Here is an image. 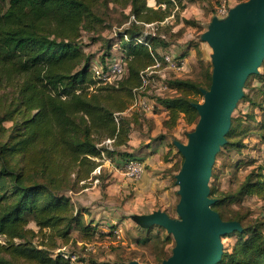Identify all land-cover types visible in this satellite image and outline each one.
Here are the masks:
<instances>
[{
  "label": "trees",
  "instance_id": "trees-1",
  "mask_svg": "<svg viewBox=\"0 0 264 264\" xmlns=\"http://www.w3.org/2000/svg\"><path fill=\"white\" fill-rule=\"evenodd\" d=\"M97 1L0 0L6 5L0 8V135L7 133L5 140L0 138V264H72L62 248L88 242L97 232L93 221L84 216L87 210L72 200L70 193L91 184L105 150L100 145L109 139L115 148L109 149L108 155L120 153L123 163L129 159L141 162L136 154L118 150L128 145L131 124L138 119V112L128 108L134 90L142 84L141 72L156 60L164 65L163 50L179 33L160 22L175 6L178 10L184 4L181 0H154L153 7L147 0H107L122 8V23H128L115 31V40L107 41L105 54L99 59L105 71L112 56L110 49L120 41L125 69L116 83L110 84L95 75L92 56L78 41L82 29L94 28ZM177 10L173 14L179 19ZM182 20L186 25L201 26L195 20ZM123 33L128 34L127 40ZM187 44L196 48L189 40ZM196 50L199 69L191 71L193 78L171 77L163 94L153 96L165 108L170 126L181 116L188 124L196 123L198 114L192 102H198L195 97L202 95L201 88L210 85L211 62L201 56L199 48ZM250 77L264 80V71L249 75L244 88ZM243 99L253 103L246 93ZM259 108L257 125L264 128V107ZM3 121L12 124L5 127ZM246 131L247 126L241 127L232 116L226 142L215 160L222 148L242 146L241 140L230 139L245 136ZM252 169L229 199L264 192V163ZM209 188L210 197L215 199L211 207L222 219L237 220L241 226V230L225 235L235 238L233 252L223 248L216 264H264V219L249 223L244 222V216L224 217L219 209L224 196L213 184ZM30 222L36 229L28 226ZM154 227H141L146 233L136 243L143 257L160 264L174 242L167 254L165 246L173 238L163 227L153 231ZM72 230L79 236H73ZM37 234L59 251L51 254L45 243L35 244L31 237ZM79 260L105 264L84 255Z\"/></svg>",
  "mask_w": 264,
  "mask_h": 264
},
{
  "label": "rangeland",
  "instance_id": "rangeland-1",
  "mask_svg": "<svg viewBox=\"0 0 264 264\" xmlns=\"http://www.w3.org/2000/svg\"><path fill=\"white\" fill-rule=\"evenodd\" d=\"M149 1L152 2V0ZM198 1L199 3L205 2L206 15L203 16L195 1L185 0L184 4L187 10L184 17L202 23L204 28L201 30V26L184 25L182 30L178 31V35L186 36L185 41L183 43L172 42L163 50V52L170 51L179 55L186 52L183 50L184 47L182 48L184 44H187L186 40H189L191 44H196V48L192 46V52L185 54L188 59L187 68L179 74L180 78H193L191 71L194 68L199 69L198 57L200 54L196 50L197 48L201 51V56L210 61L211 48L202 40L200 43L199 35L206 29L210 21L207 14L213 12L216 0ZM239 1L242 0H229V4L233 6ZM5 6V3H0V8H5ZM114 6L116 5L107 0H98L94 7L95 18L93 19L94 25L92 24L94 28L82 29L80 32L79 44L86 53L92 56L90 60L92 64H99V59L105 54L107 41H114L115 31L128 24L127 22L122 23L123 18L120 14L122 8ZM125 11L128 12V9ZM101 20L103 21L101 22ZM118 23L122 24L118 25ZM183 30H185L184 34ZM110 50L112 54L119 53L116 47ZM258 70L264 71V62ZM161 71L172 75L169 70L162 69ZM243 90L248 97L252 98L253 103L244 99L239 100L232 116L237 118L241 127L247 126V134L245 136L236 135L230 139L234 142L241 140L242 146L222 148L215 160L209 184L217 187L218 194H222L225 198L219 208L224 217L228 215L244 216V222L254 223L264 219V192L238 196L234 199L228 198L253 167L264 163V128L257 125L260 120L259 107H264V80L250 77ZM195 98L201 102L203 96L197 95ZM132 110L138 112V119L131 124L132 130L128 145L120 146L118 150L141 156L139 175L128 174L120 153L108 155L107 151L115 147L106 140V143L100 145L105 146V150L102 157L99 158L100 165L92 173L94 179L91 184L84 189L78 186L74 192L70 193L72 200L87 210L84 214L86 220L93 221L92 227L100 235L95 234L88 242L70 243L66 249L74 250L80 256L84 255L99 263L125 264L128 259L134 258L143 264H155L149 257L142 256V249L139 248L136 241L144 236L146 230L139 228L130 216L151 212L156 206L167 211L172 217L177 216L175 205L179 195L176 192L178 185L175 183V174L179 170L183 158L176 146H172V143L173 139L186 142L187 132L193 129L195 123L188 124L181 116L173 126H170L165 108L157 101L152 113L145 114L137 109ZM2 114L3 111L0 112V116ZM11 124L10 121L2 122L5 127H9ZM0 138L5 140L7 133L0 135ZM141 151L146 152L145 157L150 156L148 161L139 155ZM167 151L168 153H166ZM28 226L36 229L32 222ZM115 228H117V233L114 231ZM152 230L162 229L156 225ZM164 233H167L165 229ZM72 235L79 236V233L72 230ZM31 240L37 245L45 243L51 254L57 249L50 248L51 243L47 242L45 236L41 234L32 236ZM221 240L223 248L229 253L233 252L235 238L224 235ZM172 243L173 239L165 246L167 254L170 252ZM16 264L28 263L18 261Z\"/></svg>",
  "mask_w": 264,
  "mask_h": 264
},
{
  "label": "water",
  "instance_id": "water-1",
  "mask_svg": "<svg viewBox=\"0 0 264 264\" xmlns=\"http://www.w3.org/2000/svg\"><path fill=\"white\" fill-rule=\"evenodd\" d=\"M199 38L211 48V81L201 88L202 101L192 102L198 118L187 141L173 139L183 158L175 174L177 216L160 208L130 216L140 227L157 225L172 236L171 253L160 264H216L223 253L221 237L241 230L237 220H224L211 207L209 180L245 81L264 59V0H242L225 16L212 15Z\"/></svg>",
  "mask_w": 264,
  "mask_h": 264
},
{
  "label": "built area",
  "instance_id": "built-area-1",
  "mask_svg": "<svg viewBox=\"0 0 264 264\" xmlns=\"http://www.w3.org/2000/svg\"><path fill=\"white\" fill-rule=\"evenodd\" d=\"M230 6L229 0H216L212 15L215 14L218 17H223L227 14ZM123 37L127 40L128 34L123 33ZM113 47H116L119 53L112 54L107 62V69L105 71H103L101 65L92 64V70L95 72V75L103 82H108L110 84L116 83L125 69V56L122 54L123 51L120 48V41L115 42ZM162 56L164 65H161L160 61L156 60L154 65L147 67L141 72L142 84L134 90V96L128 109H137L145 114L148 112L152 113L154 104H156L154 97L163 94L166 89V80L171 77H179V74L184 72V56L177 55L170 51L164 52ZM162 69L169 70L172 75L162 72ZM107 141L110 140L108 139ZM124 168L127 170L128 174L137 176L141 171V162L136 159H129L124 163ZM114 231L117 233V228H115ZM62 250L72 264H96L79 260L80 255L78 252H73L65 248H62ZM56 251H59V249Z\"/></svg>",
  "mask_w": 264,
  "mask_h": 264
},
{
  "label": "crops",
  "instance_id": "crops-1",
  "mask_svg": "<svg viewBox=\"0 0 264 264\" xmlns=\"http://www.w3.org/2000/svg\"><path fill=\"white\" fill-rule=\"evenodd\" d=\"M192 1H195V3L200 7V10L202 11V14H203V16H205L206 14H205V2H202V3H199V1L198 0H192ZM153 2V3H152ZM152 2L151 1H149L148 2V0H147V4L148 5H151V6H153V7H156V5H155V1L154 0H152ZM181 3L182 4H184L185 3V0H181ZM175 10H177V6H175V8H174V10H173V13H174V11ZM181 10V11H180ZM187 10V8L185 7V4H184V7L183 8H180V9H178L177 10V12H178V14H179V19H176V17L174 16V14L172 13L170 16H168L164 21H161L160 22V24H166V25H168L169 26V29H170V31L171 32H173V33H176V32H178V31H180V30H182V27L184 26V25H186V24H184L183 23V18H185V19H187L186 17H184V13H185V11ZM209 16H208V18H211V16H212V13H210V14H208ZM170 19H172V20H170ZM203 28H204V25L202 24V23H200V22H198ZM186 26H191V25H186ZM184 31L185 30H183V34H184ZM173 39L175 40V42H178V43H183L184 41H185V39H186V36H183V35H181V34H179L178 35V33L177 34H174V37H173ZM188 40H186V42H187ZM200 43H201V41H200ZM184 47V48H183ZM182 48H183V50H185L186 52L184 53V58H185V69L187 68V61H188V59H187V56L185 55L186 53H188L189 54V52H192V49H193V47L192 46H189V45H187V44H184L183 46H182ZM190 56V55H189ZM147 151H149V149H147ZM144 152V153H143ZM145 151H141V152H139V155H142V158H145V161H148L149 159H150V156H146L145 157ZM138 157H141V156H138ZM149 157V158H148Z\"/></svg>",
  "mask_w": 264,
  "mask_h": 264
}]
</instances>
